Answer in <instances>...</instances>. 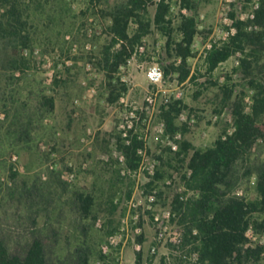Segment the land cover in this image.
<instances>
[{"label":"rangeland","instance_id":"rangeland-1","mask_svg":"<svg viewBox=\"0 0 264 264\" xmlns=\"http://www.w3.org/2000/svg\"><path fill=\"white\" fill-rule=\"evenodd\" d=\"M113 1L103 0L101 5H96L104 9ZM195 2L201 33L193 45L196 56L189 62L192 73L198 78L195 82L180 83L176 74L170 75L159 87L154 107L149 106L146 100L153 90L147 79V69L153 63H159L163 69L166 62L165 37L154 30L143 40V53L131 58L121 72L129 84L122 106H106L100 74L92 62L76 60V57L97 54L101 46L109 42L110 37L104 32L110 21L99 14H92L97 6H92L90 0H43L41 9L32 11L34 51L31 68L16 74L10 84L7 108L0 110V236L11 255L23 257L31 242L40 239L49 264H84L75 252L82 247L90 249L87 264H136L138 251L134 245L138 242L142 246L139 251L141 264H178L174 259L167 261L171 243L158 245L155 255L151 254V247L156 234L153 215L171 209L176 190L185 188L181 175L174 173L172 178L159 182L160 187L156 190H165L166 199H158L152 210L143 207L129 209L132 199L134 202L142 199V190L147 193L146 184L152 175L147 170L135 177L123 174L122 171L128 168L117 159L118 150L112 135L118 126L124 127L127 120L139 118L137 130L146 136L148 147L146 166L155 162L156 170L159 162L155 155L167 147L164 136L159 132V109L166 99L177 98L180 92V99L196 110L189 114L193 115L195 122L190 124L191 133L187 136L195 147L212 145L226 124H229L228 131L232 129L229 108L220 116L213 111L212 100L217 89L210 85V81L224 82L226 75L232 74V69L237 66L239 55L209 75L204 65V53L208 42L219 40L226 32L222 15L226 10L236 11L246 18L252 6L244 10L242 3L233 5L234 0ZM173 7L171 12L176 23L180 9L177 3H173ZM187 14L191 12L187 10ZM68 60L71 63L66 65ZM88 64H91V70L87 69ZM56 74L71 80L68 91L73 95L68 100L59 90L55 107L50 109L42 99L56 94L52 91ZM233 78L239 89L241 79L238 75ZM92 88L95 93L91 92ZM198 91L201 95L196 98ZM247 102L250 103L248 98ZM88 129L93 130L95 136L86 147L82 139ZM97 137L99 143L96 145ZM105 156L107 160L103 159ZM112 160H118L120 164L112 163ZM263 161L264 143L258 140L234 164L230 186L224 187L223 191L228 196L254 198L257 174ZM83 164L87 167L83 168ZM115 170L119 171V178ZM12 172L17 175L12 177ZM71 173H74V178L69 177ZM111 185L116 188L114 199L118 204L112 215L107 207ZM77 191L95 193L96 220L82 215L76 200ZM128 192H131L130 196ZM135 215L139 216L137 223L133 219ZM108 219L118 227L115 234L123 233L128 240L122 254L116 250L110 253L114 260H101L98 252H102L101 246L108 239L105 235ZM137 227L141 230L139 234L135 231ZM180 232L181 227L174 225L169 237ZM256 234L264 242V233Z\"/></svg>","mask_w":264,"mask_h":264},{"label":"trees","instance_id":"trees-1","mask_svg":"<svg viewBox=\"0 0 264 264\" xmlns=\"http://www.w3.org/2000/svg\"><path fill=\"white\" fill-rule=\"evenodd\" d=\"M42 1L0 0V110L7 108L10 84L16 74L31 68L34 51L32 11L41 9ZM102 2L90 0L92 6H97V3L99 6ZM237 3H242L246 10L254 0H234L233 5ZM256 3L258 7L253 9V18H241L236 11L229 12L234 34L214 43L204 56L206 72L211 75L221 64L239 55L237 66L232 69V74L226 75L224 82L210 81V85L217 89L212 100L213 111L220 116L226 108L230 109L232 131H228L229 124H226L212 145L198 148L187 137L191 133L190 124L179 122L181 113H195L192 106L183 99L170 98L158 113L159 120L164 124V135L175 139L180 134L181 138L176 140V151L165 147L155 155L159 164L146 188L152 191L160 187L159 182L172 178L174 173L181 175L185 188L176 190L170 208L179 216L182 244L190 245V251L197 253V259L191 264H264V242L247 246L249 239L246 235L249 229L264 233V161L258 170L254 198L228 196L223 191L224 187L230 186L234 164L258 140L264 143V0H257ZM98 6L92 14H99L110 21L104 32L110 40L101 46L97 54L87 53L76 57V60L93 63L102 79L106 106H122L121 99L128 93L129 84L121 72L133 57L136 47L154 30L166 38L164 79L176 74L180 83L197 80L189 62L196 56L193 45L201 33L195 0H181V8H186L191 14L179 12L176 23L171 12V0H114L104 9ZM25 50H28L27 55ZM235 75L242 82L239 89L238 84L233 82ZM69 81L56 74L52 86L56 94L44 96L43 104L54 109L59 90L63 92L62 97L72 98L73 93L68 91ZM203 87L206 88L205 85ZM200 95L198 91L196 98ZM112 136L115 147L125 158L124 166L137 169L142 160L139 150L147 148L148 152L144 136L137 127L124 129L119 126ZM98 143L99 137L96 145ZM111 162L119 163L118 160ZM115 173L119 178V171L115 170ZM16 175L12 172V177ZM130 194L128 192V196ZM165 195V190L159 188L157 199L164 201ZM115 197L116 188L111 185L107 205L111 215L118 208ZM76 200L82 215L96 220L95 193L77 191ZM105 226L107 237L118 230L112 219H108ZM75 252L84 264L88 263L91 255L89 247L88 250L82 247ZM111 255L98 252L101 260H114ZM0 264L49 263L40 239H34L25 255L20 257L9 253L0 236ZM136 264H141V252L136 254Z\"/></svg>","mask_w":264,"mask_h":264},{"label":"built area","instance_id":"built-area-1","mask_svg":"<svg viewBox=\"0 0 264 264\" xmlns=\"http://www.w3.org/2000/svg\"><path fill=\"white\" fill-rule=\"evenodd\" d=\"M228 2H231L232 0H226ZM257 0H254V3L251 7L250 12L247 13L246 17H250L253 18L254 17V13H253V9L257 8L258 5L256 3ZM173 3H177V5L179 6L180 12L182 14L188 15L187 14V9L186 8H181V0H171V11L173 10ZM224 16L223 21L226 24V32L224 33L222 38H219V40H211L210 42L207 43L206 45V49H205V53L204 56L206 54V51L209 50L212 45L214 43H217L219 41H223L226 40V38L228 37L229 34H234L235 29L232 27V21L230 20L229 17V10H226V12L224 14H222ZM241 18H244L241 16ZM89 48V46H87ZM145 49V45L144 42H142L140 45H138L135 49V52L133 54V57L136 54H141L143 53ZM74 51L77 50V47L74 46L73 48ZM25 55L28 54V50L24 52ZM132 57V58H133ZM130 61V60H129ZM128 61V62H129ZM71 62L70 60L66 61L65 64L69 65ZM87 69L91 70L92 66L91 64L87 65ZM53 75L50 74V78H52ZM147 79L149 80L150 85L152 86L153 90L152 92H150L148 94V96L146 97V100L149 104V106H153L156 103V97L159 93V87L161 85H163V83L165 82L164 79V72L162 67L160 66L159 63H153L152 65H150L147 69ZM92 93H95V89L92 88L91 89ZM182 93H178L177 94V98L176 99H180ZM124 98L121 99V101H123ZM169 99H166V102H168ZM133 115V114H132ZM135 116V115H134ZM139 121V118H135L133 117L132 120L130 121H126L124 124V129H136L137 127V123ZM179 122L183 123V122H187L189 124H192L195 122L193 115H189L186 112H183L180 114L179 116ZM232 129L229 131L231 132ZM159 132L164 136V140L165 143L167 145V147L171 148V150L176 151L178 149V142L176 140L181 138V135L178 134L175 136V139L170 138L169 136H165L164 135V124L163 122H161L159 124ZM125 135V134H124ZM95 136V132L91 129H88L86 136L82 139V142L84 143V146L88 147L94 139ZM144 139L146 141V136H144ZM147 144V143H146ZM139 154L142 157L141 163L139 165V167L135 170L132 169H127V171L123 170L122 173L123 174H128L131 176H137L138 174H141L142 172H144V170H147V172L150 175H154L155 173V162H153L152 164H150L149 166H146V160H148V156H147V148L144 149H140L139 150ZM117 159L119 160L120 163H125V158L122 155L121 152H117ZM103 159L107 160V156H105ZM15 160V158H14ZM83 168L87 167L86 164H83L82 166ZM70 178H74V173H71ZM147 191V190H146ZM141 195H143L142 199L139 200V202H134V200L132 199L129 202V209L132 208H139L140 207L147 209L148 211L153 209V205H155V203H157L158 199H157V190L154 189L152 191H147V193H145L144 190H142ZM138 215H135L133 217V219L135 220V223L138 222ZM179 216L173 212L171 209L165 210L162 214H155L153 215V223H154V227H155V237H154V244L151 247V254L155 255L158 251V245L160 244H164V243H171V250L169 251V253L167 254V261L171 262V260H176V262L178 264H191L192 262H194L197 259V253L196 252H192L190 251V245H186L184 246L182 244V235L181 232L178 233L177 236L175 237H169L170 233H171V227L174 225L180 226L179 225ZM125 229H122V232ZM136 233H140L141 230L139 227H137L135 229ZM247 237L249 239V243L248 245H252L254 242H262L259 240L258 235L254 232L253 229H249L247 232ZM128 240V236H125V234L120 233V234H115V235H111L108 237L107 241L101 246V250L102 253L104 255H108L110 253L113 252V250L119 251V254H122L123 248L126 246ZM135 249L139 252L141 251V244L136 242L135 243Z\"/></svg>","mask_w":264,"mask_h":264}]
</instances>
